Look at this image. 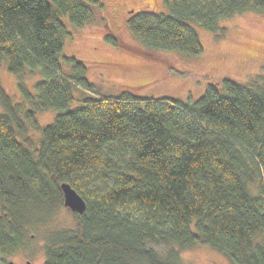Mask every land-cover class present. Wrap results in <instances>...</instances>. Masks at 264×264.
<instances>
[{
	"label": "trees",
	"instance_id": "16d2710c",
	"mask_svg": "<svg viewBox=\"0 0 264 264\" xmlns=\"http://www.w3.org/2000/svg\"><path fill=\"white\" fill-rule=\"evenodd\" d=\"M164 2L167 12L130 13L128 28L148 47L186 54L203 49L193 25L221 36L220 18L264 11V0ZM62 15L123 44L100 0H0V62L21 97L0 83V254L25 248L33 228L43 264H184L180 251L197 243L232 264H264V74L222 76L188 101L105 94L81 59L61 54ZM36 73L29 88L24 76ZM40 109L55 110L43 126ZM61 181L85 207L73 227L48 228Z\"/></svg>",
	"mask_w": 264,
	"mask_h": 264
},
{
	"label": "rangeland",
	"instance_id": "374dc122",
	"mask_svg": "<svg viewBox=\"0 0 264 264\" xmlns=\"http://www.w3.org/2000/svg\"><path fill=\"white\" fill-rule=\"evenodd\" d=\"M100 1L108 28L123 44L115 45L106 40L100 23L76 26L62 15L61 20L69 33L64 37L61 54L81 59L87 67V79L102 93L115 94L126 88L138 96L188 101L196 99L208 82H215L222 76L250 80L264 74V11L245 10L220 18L218 25L225 30L221 36L193 25L203 49L197 54H186L148 47L128 28L130 13L167 12L164 0ZM5 63L4 60L0 62V83L12 101L19 102L17 77L7 71ZM38 78L37 73L25 74L24 83L31 88ZM85 92L78 89L75 96ZM54 115L53 109H40L35 118L43 126L50 123ZM27 132L34 140L38 139L36 128L27 127ZM74 223L73 211L61 205L49 214L44 226L65 228L73 227ZM42 245L41 236L31 228L25 248L11 255L0 254V264H7L8 260L22 264L26 259L30 264H43ZM180 258L184 264H232L226 255L204 243L181 250Z\"/></svg>",
	"mask_w": 264,
	"mask_h": 264
},
{
	"label": "water",
	"instance_id": "95a60500",
	"mask_svg": "<svg viewBox=\"0 0 264 264\" xmlns=\"http://www.w3.org/2000/svg\"><path fill=\"white\" fill-rule=\"evenodd\" d=\"M60 187L62 191L63 205L71 211L82 212L85 207L84 198L67 182L61 181ZM7 264H17L12 260H8ZM22 264H30L29 260H25Z\"/></svg>",
	"mask_w": 264,
	"mask_h": 264
}]
</instances>
